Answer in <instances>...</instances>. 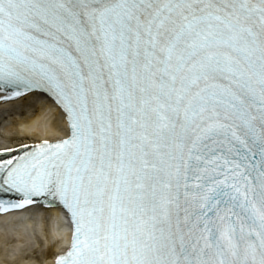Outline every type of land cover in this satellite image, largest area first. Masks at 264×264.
<instances>
[{"label":"snow or ice","instance_id":"1","mask_svg":"<svg viewBox=\"0 0 264 264\" xmlns=\"http://www.w3.org/2000/svg\"><path fill=\"white\" fill-rule=\"evenodd\" d=\"M0 86L67 122L0 150V213L67 214L53 264H264V0H0Z\"/></svg>","mask_w":264,"mask_h":264},{"label":"bare ground","instance_id":"2","mask_svg":"<svg viewBox=\"0 0 264 264\" xmlns=\"http://www.w3.org/2000/svg\"><path fill=\"white\" fill-rule=\"evenodd\" d=\"M8 95L0 92V148L64 136L65 117L51 98L40 93L5 98ZM65 236L66 220L59 208L33 205L0 213V264H53L52 253Z\"/></svg>","mask_w":264,"mask_h":264}]
</instances>
